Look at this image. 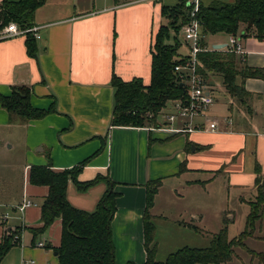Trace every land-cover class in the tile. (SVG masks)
<instances>
[{
  "label": "crops",
  "instance_id": "crops-1",
  "mask_svg": "<svg viewBox=\"0 0 264 264\" xmlns=\"http://www.w3.org/2000/svg\"><path fill=\"white\" fill-rule=\"evenodd\" d=\"M174 6L161 0H46L32 22L41 36L32 44L35 55L29 53L26 37L0 40V95L10 96L13 88L27 87L34 108L55 109L43 119L24 123L11 121L0 105V245L11 233L20 235L0 264H59L56 252L48 246H60L61 220L33 243L31 229L43 226L41 207L49 188L30 183L32 167L51 165L53 171L63 172L90 159L79 182L102 176L115 183L117 211L111 225L115 264H144L147 260L145 214L151 182H161L149 209L160 262L162 253L189 248L194 228L182 219L181 211L170 217L157 212L163 189L169 190L170 197L200 198L207 205L217 198V189L222 192L219 197L224 195L228 201L233 196L249 204L256 198V181L264 174L263 78H247L246 96L240 99L229 94L220 74L207 72L204 78L215 103L197 123L203 126L208 120H218L216 133H175L164 129L167 125L159 119L158 127L111 125L113 75L126 82L141 79L149 85L153 41L160 27L168 25L162 8ZM210 36L228 39L227 43L215 42L210 52L216 51L215 46H225L218 52L234 54L238 71L258 69L264 75V42L236 36L245 52L237 54L230 51L232 36L205 35L206 48ZM186 45L187 54L178 51L184 57L189 54ZM217 78L222 79L224 92L218 90ZM242 83L238 76L237 84ZM226 118L233 123L227 124ZM108 188L106 181H100L80 190L71 180L67 200L76 209L95 212ZM25 202L31 205L20 212L18 208ZM224 214L234 219L229 210ZM193 216L198 214L192 211L190 218ZM40 242L46 247L37 248Z\"/></svg>",
  "mask_w": 264,
  "mask_h": 264
},
{
  "label": "trees",
  "instance_id": "trees-1",
  "mask_svg": "<svg viewBox=\"0 0 264 264\" xmlns=\"http://www.w3.org/2000/svg\"><path fill=\"white\" fill-rule=\"evenodd\" d=\"M191 0H181L174 7H163L162 15L169 25L161 26L153 41L151 81L145 85L141 79L130 82L123 81L113 75L112 86L115 89V107L111 125L113 127L144 128L152 125L158 127V118L162 111L173 101L185 100L187 91L178 80L174 67L185 61L186 57L178 53L180 44L177 37L175 44H168L170 29L182 19L184 28L191 20ZM46 0H19L11 2L3 0L0 5V28L14 22L21 28L33 26L34 15ZM198 20L201 22L204 35L224 33L242 38L253 37L264 42V0H236L234 3L220 1L209 5L201 3ZM29 53L33 52L34 37H26ZM201 66L199 72L206 77L212 71L224 78V84L232 97L244 99L246 92L244 82L247 78H263L258 69H242L238 71L237 59L234 54H220L218 51L204 52L199 56ZM243 80L237 84V77ZM0 105L9 113L11 121L28 123L45 118L54 112L39 110L31 104V91L27 87H15L10 96L0 95ZM90 159L79 166L63 172H55L51 165L32 167L29 180L35 186H47L49 194L41 210L43 226L31 229L33 243L37 237L46 233L57 220L62 221V237L57 252L59 264H115V247L112 237V221L117 211L118 194L114 191L115 183L108 177L98 176L88 183L78 181V176L87 166ZM73 181L80 190L106 181L108 190L101 199L95 212H86L74 208L67 200V189ZM160 181L151 182L147 186V209L145 214V248L147 260L144 264H227L234 259V248L248 251L253 260L264 264V252L250 250L245 244L246 239L254 237L257 225L264 218V184L257 179L256 199L249 202L251 208L247 218V229L238 237L229 240L227 229L217 234L207 249L184 248L171 254L165 261H157V246L154 243L155 228L150 222L149 209L154 205ZM19 232L11 233L0 245V262L17 243L14 237ZM261 239H264L262 237Z\"/></svg>",
  "mask_w": 264,
  "mask_h": 264
},
{
  "label": "rangeland",
  "instance_id": "rangeland-1",
  "mask_svg": "<svg viewBox=\"0 0 264 264\" xmlns=\"http://www.w3.org/2000/svg\"><path fill=\"white\" fill-rule=\"evenodd\" d=\"M204 3L211 4L215 1L220 0H203ZM230 1V0H224ZM164 5L174 6L180 2V0H161ZM168 21V25H169ZM182 19L178 20L175 24L174 28L170 29V39L167 41L168 44L174 45L175 38L177 37L178 43L180 44L179 53L185 55L188 53V48L184 39V34L182 28H177L181 26ZM215 42H223L227 43L228 39L226 37L221 36H210L208 38V49L212 50V46ZM215 84L218 86V90L220 92H224L222 79L217 78L215 80ZM223 95V93H222ZM221 96V95H220ZM220 99V103H222ZM170 104L163 110L164 114L169 112ZM159 120H163L162 115L159 116ZM218 185V183L216 184ZM221 190L217 189V198L212 202V204L204 203L200 198L196 199H188L185 198L183 200L176 199L174 197L169 196V190L163 189L161 191V195L158 201V208L157 212L160 214H164L166 216H175V214L181 211L186 223L188 225H193L194 228L191 230L192 235L188 238L189 243H191L189 248L192 249H207L211 246V243L214 237L219 234L224 228L227 229V235L229 240H233L239 235H241L247 229V218L250 214L251 208L249 204H245L239 202L235 197L231 196L230 200L219 197ZM171 195V194H170ZM256 199V198H255ZM254 199V200H255ZM253 200V201H254ZM224 209V210H223ZM223 210V212H222ZM225 210H229L232 215L234 216L233 220H230L229 216L224 214ZM194 211L198 216H193V219L190 218L191 212ZM199 220H198V219ZM181 219V220H182ZM182 223V222H181ZM263 226L262 230L259 228L260 225H257V230L255 232V236L246 239L245 244L247 247L255 252L261 253L264 252V218L263 222L261 223V227ZM198 230V231H195ZM48 249V248H47ZM182 248H177L174 250V253L177 252ZM235 255L232 264H248L252 261L251 255L248 251L244 250L243 248H234ZM169 253V252H168ZM173 253V252H170ZM169 254L162 253L160 256L162 257L163 261L169 257ZM159 258V256H158ZM254 263L258 264V261Z\"/></svg>",
  "mask_w": 264,
  "mask_h": 264
},
{
  "label": "built area",
  "instance_id": "built-area-1",
  "mask_svg": "<svg viewBox=\"0 0 264 264\" xmlns=\"http://www.w3.org/2000/svg\"><path fill=\"white\" fill-rule=\"evenodd\" d=\"M202 0H191V20L184 26L183 34L185 42L189 46V54L183 63L174 67L178 80L184 84L187 91L185 100H177L171 102V110L164 114L163 111L160 115L164 120V125L167 130L175 133L191 134L197 131L219 132L220 122L218 120H208L203 126L197 123V119L204 116V112L209 109L214 103L215 99L208 90V84L199 72L201 66L199 56L201 53L210 52L208 48L203 45L204 33L202 30L201 22L198 20L197 15L200 10ZM40 28L30 26L26 28L19 27L16 23L12 22L4 28H0V40L27 37L32 35L35 39H40ZM230 51L237 54H244L236 36H232L230 40ZM227 124H232L231 119L224 120ZM261 183L264 184V174L261 176ZM30 203L25 202L18 208L20 212H24ZM20 241V235L14 237V242ZM37 248H45L43 242L36 244ZM23 264H33L31 261H24Z\"/></svg>",
  "mask_w": 264,
  "mask_h": 264
},
{
  "label": "water",
  "instance_id": "water-1",
  "mask_svg": "<svg viewBox=\"0 0 264 264\" xmlns=\"http://www.w3.org/2000/svg\"><path fill=\"white\" fill-rule=\"evenodd\" d=\"M223 48H225V46H215L214 47V50H216V51H220V50H222ZM182 86L184 85V84H181ZM56 255H57V252L55 253Z\"/></svg>",
  "mask_w": 264,
  "mask_h": 264
}]
</instances>
